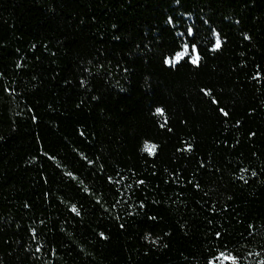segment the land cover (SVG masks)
Wrapping results in <instances>:
<instances>
[{"label":"trees","instance_id":"trees-1","mask_svg":"<svg viewBox=\"0 0 264 264\" xmlns=\"http://www.w3.org/2000/svg\"><path fill=\"white\" fill-rule=\"evenodd\" d=\"M232 257L264 264V0H0V264Z\"/></svg>","mask_w":264,"mask_h":264},{"label":"snow or ice","instance_id":"snow-or-ice-1","mask_svg":"<svg viewBox=\"0 0 264 264\" xmlns=\"http://www.w3.org/2000/svg\"><path fill=\"white\" fill-rule=\"evenodd\" d=\"M187 33H188L189 36H191V35H192V30H191V29H188V30H187ZM218 45H219V42L217 43V46H218ZM180 46H181V45H180L179 43L176 45L177 48H179ZM188 47H189L188 44H184V45H183V48H184V49H188ZM192 48H193V49L195 48V44H192ZM174 58H175L178 62L182 63L184 60L187 59V55H184L181 51H175V49H174ZM166 62H167V61H166ZM192 62H193V63H196L195 60H193ZM157 112H158V113H162L163 110L158 108V109H157ZM231 259L233 260V262H234V264H235L236 258H235V257H232Z\"/></svg>","mask_w":264,"mask_h":264}]
</instances>
